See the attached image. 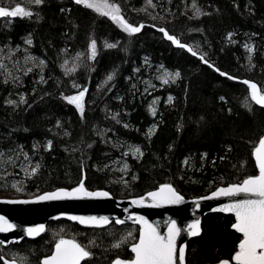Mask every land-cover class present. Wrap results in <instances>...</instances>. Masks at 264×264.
Wrapping results in <instances>:
<instances>
[{"label":"trees","instance_id":"16d2710c","mask_svg":"<svg viewBox=\"0 0 264 264\" xmlns=\"http://www.w3.org/2000/svg\"><path fill=\"white\" fill-rule=\"evenodd\" d=\"M196 2L203 11L211 14L189 19L193 14L188 10L192 0H171V3L153 0L155 10L147 6V0H119L130 23L145 24L140 33L131 37L107 17H100L92 10L74 4L73 0H46L39 21L35 18H0V47L8 45L15 49L19 46L20 51L10 59L9 67L22 81L21 86L13 87L11 82L3 83L4 75L0 74V152L5 154L4 160H0V198H31L57 188L75 187L82 178L87 189H103L115 198L139 196L161 183H172L185 198H193L206 194L214 178L223 177L226 182H235L237 177L243 178L251 172L254 160L250 142L258 139L264 127V109L253 105L250 113L242 105L248 95L246 85L220 76L186 50L176 48L156 31V27L149 25L163 26L183 43L198 52L208 53L211 62L221 71L264 86V0ZM15 3L23 6L24 0H0V6L11 7ZM61 8L71 11L61 12ZM145 8L146 11H142ZM149 13L156 19L152 20ZM229 33L234 34V43L229 42ZM29 34L33 39L32 46L24 43ZM93 34L98 39L99 55L95 62L88 63H94L95 70L81 67L74 76H66L61 64L65 59L71 61L76 52L85 51L89 36ZM104 40L119 41V46L105 49ZM245 43L256 49L253 54L255 67L251 69L247 60L249 54L243 47ZM25 49L27 54L45 60L46 84L35 83L39 80V68L33 67V72L25 76L13 66L16 61L21 69L31 66L25 64ZM64 49H67V55L62 52ZM4 54L7 55V49ZM160 65L171 72L179 71L181 79L175 84L161 85L155 78ZM113 73L114 80L105 85L107 76ZM73 80L89 89L84 120L74 106L60 98L61 92L65 95L76 93L72 88ZM145 80L156 85L154 90L149 89L151 95L144 91ZM21 94L31 107L21 104L13 110L6 104L7 99L19 102ZM169 95L174 97L171 105L167 103ZM221 96L226 103L221 101ZM157 98V115L153 118L148 106ZM116 112L120 113L121 124L110 118ZM57 121L61 122L62 128L55 127ZM123 123L130 127L124 128ZM154 123L158 126L156 133L148 140L145 133ZM108 129L111 131L101 139L98 133ZM65 132L69 135L65 136ZM117 139L140 146L143 158L122 157V150L105 142ZM48 140L53 142L51 151L44 148ZM89 143L92 148L87 147ZM17 146L23 147L30 161H25L22 155L17 156ZM229 146L232 151L221 162L219 157ZM203 153L208 154L207 160L202 159ZM185 159L188 165L183 163ZM214 159L217 161L215 166L212 165ZM244 161L247 163L241 169ZM124 162L130 165L131 172L116 170ZM29 163L33 166L40 163L41 168L35 176L26 178L21 166L27 167ZM106 164L108 169L97 170L104 169ZM133 175L138 179L132 180ZM121 176L129 181L128 188L113 182ZM181 176L184 179H180ZM13 183L22 191L3 196L4 191L13 188ZM233 221L232 216L219 213L205 216L201 235L187 244L186 263L212 264L217 258L232 253L239 240V235L231 229ZM124 228L115 225L113 230L119 233ZM61 229L66 238L76 236L84 242L85 237L78 233L100 235L103 239L98 243H102V247L111 240L105 229L94 230L64 220L51 221L39 237L9 244L0 248V253L7 254V259L16 253L18 264H22L19 259L22 256L36 264L53 247L50 243L53 233H59ZM95 251L97 258L93 264H109L115 258L112 253L105 254L102 248ZM125 254L130 255L127 249Z\"/></svg>","mask_w":264,"mask_h":264},{"label":"snow or ice","instance_id":"6c2138e0","mask_svg":"<svg viewBox=\"0 0 264 264\" xmlns=\"http://www.w3.org/2000/svg\"><path fill=\"white\" fill-rule=\"evenodd\" d=\"M74 4L82 6L85 9L92 10L100 17H107L113 24H115L123 33L127 34L129 37L134 36L142 31L145 24L140 23L139 25H134L126 19L123 7L119 0H73ZM171 3V0H168ZM46 0H24L23 6L20 3H15L14 6H0V18H35L37 21L41 19V9L44 7ZM147 6H150L155 10L156 5L153 0H147ZM192 11V16L189 19H199L201 16H207L211 13L203 11L197 4L196 0H192L191 8L188 9ZM61 12L68 11L71 9L61 8ZM142 11H146L142 9ZM184 14H187L186 12ZM174 15V14H173ZM152 20L156 19L155 15L149 13ZM163 18V17H161ZM9 23L11 21H8ZM150 27H156V31L163 34V38L170 41L172 45L176 48L184 49L189 52L193 57L198 58L203 64L212 68L214 71L218 72L220 76L226 77L230 81H237L243 85L247 86L248 95L242 101L243 107H245L250 113L253 112V105L259 106V109H264V86L258 85L256 82H252L248 79H239L234 77L224 71L217 68L208 57L206 52H198L195 48L183 43L181 39L176 34H170L169 31L163 26L149 25ZM75 27V25H74ZM200 31L199 29H197ZM233 33L228 34L229 42L234 43ZM24 43L28 46L33 45V39L31 34H29L24 39ZM119 46V41L108 42L103 41V47L105 49H116ZM246 52L249 54L247 60L249 62V68H254L253 54L256 49L253 45L245 43L243 45ZM5 49H7V55H4ZM19 46L15 49L5 45L0 47V56L4 59H12L16 52H19ZM62 52L67 55V49L62 50ZM25 64L31 65L24 68L19 67V61H16L13 65L16 71H23L26 76L33 72V67L39 68V80L35 83L46 84L48 80L45 78L43 69L47 67L45 60L39 59L33 55L27 54V49H25ZM99 55L98 39L93 35L89 36V42L87 44L86 50L83 52H76L71 61L65 59L61 64V68L66 76H74L81 67L87 68L90 71L95 70L94 63H88L89 61L95 62L97 56ZM145 63H148L147 58H145ZM139 72V69H135ZM159 75L155 78L160 81L161 85L175 84L181 79V73L179 71L170 72L164 69L163 65L159 66ZM0 73H3L4 79L3 83H12L13 87H19L22 84L21 77L13 75V73L8 69V66L3 62H0ZM115 78V73L109 74L105 80V85L113 81ZM51 79V77H49ZM145 93L151 95L149 89H155L156 85L150 80H145ZM132 87L135 89L136 85L133 84ZM72 88L76 89L75 94L65 95L64 92L60 93V98L68 105L74 106L76 111L79 113L81 120L85 119V109H86V97L88 95L89 89L87 86L78 84L73 80ZM33 94H35V89H33ZM49 95L50 93H45ZM134 94V93H133ZM43 99V96L41 97ZM122 99V98H121ZM221 101L227 102L223 96L220 97ZM174 97L169 95L167 97V103L171 105L173 103ZM159 103V99H153L148 106V110L153 118L157 115L156 105ZM6 104L11 106L13 110L19 107V105L24 104L31 107L28 99L21 94L19 97V102L14 99H7ZM229 114H231V109H228ZM120 113H114L110 118L117 124H121L122 121L119 119ZM56 128H62L60 121L56 122ZM124 128H129L128 123H123ZM157 124H153L145 133L148 140H151L152 136L155 135ZM25 131H28L25 129ZM51 131V129H49ZM111 129L99 132L98 135L101 139L107 135V132ZM139 131V129H136ZM65 136L69 133L65 132ZM83 142V141H82ZM106 143H112L113 147L122 150L121 156L128 157L131 155L133 158L140 160L144 156L140 146L128 144L124 141L117 139L116 141L105 140ZM251 157L254 159L253 170L243 176V178L237 177L235 182H226L223 177L214 178L212 183L208 185V191L206 194L199 196L191 201L195 206L196 210H199L202 202L204 201H223L228 202L221 203L218 207H213L212 212L230 214L234 217V221L231 223V228L235 233L239 234L238 243L227 257L217 258L215 264H264V127L260 130V135L256 141L250 142ZM92 144L87 145L88 148H92ZM18 152L17 156L22 155L25 161H30L29 155L24 152L22 146H17ZM36 149L37 145H33ZM46 151H51L53 148V142L48 140L44 145ZM127 149V150H123ZM77 151L78 149H73ZM171 151V148L169 149ZM12 151H17L12 149ZM232 151L229 146L224 155L219 157V160L223 162L228 158V153ZM5 154L0 152V160H4ZM208 154L203 153L202 159L207 160ZM6 163H11V161H5ZM120 163V161H115ZM185 165H188V160L183 161ZM217 161L212 160V165L215 166ZM247 161L241 163V169L246 165ZM15 167V165H12ZM81 167L83 168V162H81ZM235 168V165L233 166ZM41 168L40 163H36L34 166L29 163L27 167L21 166L22 171L25 173L26 178H31L35 176ZM109 165H104V169L98 168V171L106 170ZM121 173L131 172L130 165L127 162L123 163V166L116 169ZM11 175V173H8ZM132 180H137L138 177L133 175ZM180 179H184L183 176ZM219 181L217 184L216 181ZM114 183H121L125 188L129 187V181L121 176L118 180L113 181ZM215 185V186H214ZM12 187L16 188L18 192L22 191L17 184L13 183ZM111 200L113 196L109 191H89L85 187V180L80 179L78 185L74 188L65 189L58 188L55 191L45 192L41 195L35 197V199H13L5 200L2 203L6 204H31L39 203L43 201H71V200ZM185 196L172 184V183H161L154 190L148 191L144 195L134 196L128 201V204L136 209H160L169 206H179L185 204ZM128 211V209H125ZM195 215V212L193 213ZM54 219H59V217H54ZM66 219L69 221L77 222L87 228L105 229V234L111 237L108 245L102 247V237L100 235L87 236L84 233H78L77 235L84 236L86 242L78 240L76 236L71 238H66L64 234V229H61L59 233H53L52 243L53 247L48 253H46L42 259L38 260L36 264H93V261L97 258L95 249L102 248L105 254L112 253L115 258L112 259L109 264H186V250L188 248L187 244L179 243L182 233L186 234L187 237H198L202 233L201 219L195 218L186 226L181 227L177 220L168 217L163 221V227L166 229L161 230L162 225L160 221L152 222L144 215H137L129 212L127 219L115 218L114 220L108 215H67ZM130 222V224H129ZM115 225L125 226L124 230L119 233L114 229ZM112 226V228H109ZM20 226L16 223L10 221L3 215H0V234H8L17 232ZM46 231L45 224H36L34 226H28L20 229V239L24 236L35 239L39 237ZM20 239L5 240L0 239V248L7 247L9 244H19ZM130 253V255L125 254V250ZM7 254L0 255V261L3 264H17L16 253L12 254L11 259L5 258ZM35 255V252H33ZM22 264H32L31 260L22 256L19 257ZM107 259V255H105Z\"/></svg>","mask_w":264,"mask_h":264},{"label":"water","instance_id":"95a60500","mask_svg":"<svg viewBox=\"0 0 264 264\" xmlns=\"http://www.w3.org/2000/svg\"><path fill=\"white\" fill-rule=\"evenodd\" d=\"M65 189L70 190L71 188H65ZM55 190H52V191H55ZM88 190L89 191H105L103 189H93V190L88 189ZM47 192H50V191H47ZM35 197L36 196L31 197V198H0V215H3L6 218L10 219L11 222L16 223L17 225L20 226V229H22L24 227L34 226L36 224H41V223L47 225V223L51 221H60V220L68 221L70 223L78 224L81 227H85L83 225H80L77 222L67 220L66 216L67 215H85V216L87 215H108L110 218L114 220L115 218L127 219L129 212H131L137 215H144L146 216V218H148L152 222L160 221L162 225L161 230L164 231L166 229L163 227V221L166 220L168 217H172L176 219L178 224L181 227L186 226L188 223H190L195 218H200L201 227H202L203 218L209 214L216 213V212L211 211L213 207H218L220 206L221 203L228 202L227 200L204 201L202 202L199 210H196L195 206L191 203L193 199L199 196L193 197V198H185V200L187 201L185 204H182L179 206H169V207L160 208V209H148V208L136 209L128 204V201L131 198L121 199V198H115V197H113V199L111 200L83 199V200H71V201H43V202L31 203V204L2 203V201H5V200L35 199ZM125 209H128V211H125ZM194 212H195V215H193ZM219 214L231 216L230 214H225V213H219ZM54 217H59V219H54ZM117 226H120V225H117ZM20 229H18L17 232H14V233L0 234V239H5L6 241L12 240V239H20ZM193 238H197V237L189 238L187 237L186 234L182 233L181 239L180 241H178V244L179 243L188 244V242ZM24 239L31 240V238L24 236L22 239H20V242ZM186 253H187V250H186ZM0 255L2 254L0 253ZM0 264H3V261H0ZM212 264H215V263H212Z\"/></svg>","mask_w":264,"mask_h":264},{"label":"rangeland","instance_id":"374dc122","mask_svg":"<svg viewBox=\"0 0 264 264\" xmlns=\"http://www.w3.org/2000/svg\"><path fill=\"white\" fill-rule=\"evenodd\" d=\"M4 55H6V54H4ZM0 62H3L4 64H6L7 66H8V69L10 70L11 68L9 67V62H10V60L9 59H4V57L3 56H0ZM168 71V70H167ZM171 72V71H170ZM1 74V73H0ZM158 75H159V73H158ZM5 193L3 194V196H8V193H11V192H17V190H16V188H11V190H9V191H4ZM9 195H11V194H9Z\"/></svg>","mask_w":264,"mask_h":264}]
</instances>
